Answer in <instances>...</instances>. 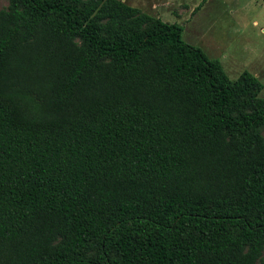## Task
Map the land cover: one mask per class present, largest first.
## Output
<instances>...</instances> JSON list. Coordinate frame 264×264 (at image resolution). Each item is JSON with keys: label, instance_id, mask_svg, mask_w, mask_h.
<instances>
[{"label": "trees", "instance_id": "16d2710c", "mask_svg": "<svg viewBox=\"0 0 264 264\" xmlns=\"http://www.w3.org/2000/svg\"><path fill=\"white\" fill-rule=\"evenodd\" d=\"M123 0L0 8V264H264V97Z\"/></svg>", "mask_w": 264, "mask_h": 264}, {"label": "rangeland", "instance_id": "374dc122", "mask_svg": "<svg viewBox=\"0 0 264 264\" xmlns=\"http://www.w3.org/2000/svg\"><path fill=\"white\" fill-rule=\"evenodd\" d=\"M181 26V38L217 59L230 79L247 70L262 82L264 97V0H123ZM7 0H0V8Z\"/></svg>", "mask_w": 264, "mask_h": 264}]
</instances>
